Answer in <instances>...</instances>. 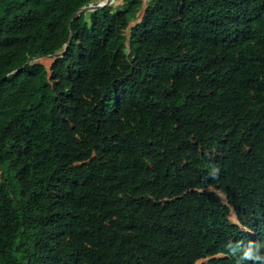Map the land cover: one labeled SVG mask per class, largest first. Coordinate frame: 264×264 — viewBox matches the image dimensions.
I'll use <instances>...</instances> for the list:
<instances>
[{
  "label": "trees",
  "instance_id": "obj_1",
  "mask_svg": "<svg viewBox=\"0 0 264 264\" xmlns=\"http://www.w3.org/2000/svg\"><path fill=\"white\" fill-rule=\"evenodd\" d=\"M100 1L0 0V264H264V0Z\"/></svg>",
  "mask_w": 264,
  "mask_h": 264
},
{
  "label": "rangeland",
  "instance_id": "obj_2",
  "mask_svg": "<svg viewBox=\"0 0 264 264\" xmlns=\"http://www.w3.org/2000/svg\"><path fill=\"white\" fill-rule=\"evenodd\" d=\"M121 0H112V2H115L116 4L120 3ZM143 2H145V0H142ZM88 12H91V11H88ZM132 23H130L131 25ZM120 45L123 46L126 50H128V44H127V33H124V35L122 36L121 40H120ZM33 56H38V55H33ZM37 61H39L40 63L44 64L46 67H49L53 61V59L51 57H43V56H39V57H36ZM208 190L210 191H215L213 188H208ZM216 193L219 195V197L221 198L222 202H226L225 200V196L220 193V192H217ZM229 219L233 222H238L237 220V217H236V214L234 212L233 209H230V214H229ZM201 261H198L196 262L195 264H199Z\"/></svg>",
  "mask_w": 264,
  "mask_h": 264
},
{
  "label": "water",
  "instance_id": "obj_3",
  "mask_svg": "<svg viewBox=\"0 0 264 264\" xmlns=\"http://www.w3.org/2000/svg\"><path fill=\"white\" fill-rule=\"evenodd\" d=\"M112 2V0H103V1H100L98 2L97 4H88L87 6H84V7H81L77 12H75L73 15H72V18L74 17H77L79 15V13L81 12H84V11H96V10H99L101 9L102 7L104 6H107L109 5L110 3ZM145 7V5H143ZM140 20H137L136 22H139ZM68 27L70 28V21L68 23ZM64 52L63 51H60V52H56L54 53V55H61L62 53ZM32 59L29 58L26 63L23 65V67L29 63Z\"/></svg>",
  "mask_w": 264,
  "mask_h": 264
}]
</instances>
